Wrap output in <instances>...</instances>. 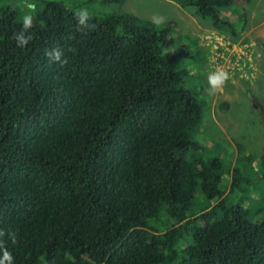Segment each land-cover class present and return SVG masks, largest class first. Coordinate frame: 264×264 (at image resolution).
<instances>
[{"label": "trees", "instance_id": "trees-1", "mask_svg": "<svg viewBox=\"0 0 264 264\" xmlns=\"http://www.w3.org/2000/svg\"><path fill=\"white\" fill-rule=\"evenodd\" d=\"M98 1H28L23 49L12 36L30 10L0 8V229L16 233L4 237L14 264H264V213L242 206L244 170L229 186L240 195L222 197L218 158L193 156L200 109L164 31ZM247 1L177 3L217 28ZM57 46L64 65L45 56ZM245 158L244 180L259 177Z\"/></svg>", "mask_w": 264, "mask_h": 264}, {"label": "rangeland", "instance_id": "rangeland-1", "mask_svg": "<svg viewBox=\"0 0 264 264\" xmlns=\"http://www.w3.org/2000/svg\"><path fill=\"white\" fill-rule=\"evenodd\" d=\"M28 1L31 0H0V8L5 5L23 8ZM94 3H98L97 8L102 11L132 13L150 22L154 30L164 31L168 45L163 54L175 57V69L185 70V85L200 109L199 122L189 130L191 141L199 146L193 156L202 162L218 158L222 171L218 189L223 190L222 197L228 194V198L240 195L239 191L229 189L234 169L239 173L244 170L245 179L248 173L241 165L249 167L245 156L252 157L251 166L254 170L259 168L260 174L252 180L243 179L240 184L239 190L246 193L242 206L264 213V110L251 109L249 102L250 94L258 98L259 94L264 95V79L260 76V65H264L260 61L264 53V0L233 4L221 12L222 18L228 19V25L218 23L217 28L208 18L188 14L177 0H115L108 4L99 0ZM155 16L163 17L165 23L153 24ZM207 59L229 71L231 79L227 85L232 84L242 93H234L226 103L220 97L221 102L213 105L215 98L224 95V90L209 95L205 84L211 72ZM247 76L253 77L250 83ZM261 104L264 105V101Z\"/></svg>", "mask_w": 264, "mask_h": 264}, {"label": "clouds", "instance_id": "clouds-1", "mask_svg": "<svg viewBox=\"0 0 264 264\" xmlns=\"http://www.w3.org/2000/svg\"><path fill=\"white\" fill-rule=\"evenodd\" d=\"M27 8L30 11L22 17V23L19 31L14 32L12 36L16 46L21 49L25 48L33 39L30 30L34 27V17L32 13L35 12L36 5L34 3H28ZM73 17L76 21V31L78 32H87L95 27L94 24H90L92 16L87 8L81 7L76 9L73 13ZM152 22L153 24L159 26L165 23V20L161 16H155ZM68 51H74V49L69 48ZM45 56L48 58L50 63H59L61 65L67 63L65 51L59 46L46 50ZM230 79L231 74L223 68H217L216 70L211 71L207 75V91L209 95H214L217 91H223ZM5 236H7L13 244L16 242L15 232H6L4 229H0V264H14V257L6 246V242L4 240Z\"/></svg>", "mask_w": 264, "mask_h": 264}, {"label": "flooded vegetation", "instance_id": "flooded-vegetation-1", "mask_svg": "<svg viewBox=\"0 0 264 264\" xmlns=\"http://www.w3.org/2000/svg\"><path fill=\"white\" fill-rule=\"evenodd\" d=\"M208 61V59L206 60V63H207V66H208V68H210L209 70L210 71H214L215 69H217V68H220V66H219V64L217 63V62H215V64H212V61L210 60V62H207ZM260 61L262 62V63H264V53L263 54H261L260 55ZM264 67V65L262 66V64L260 65V69L261 68H263ZM255 71V67L253 68V72ZM255 74V73H254ZM260 75H261V73H260ZM253 79V77L252 76H247V81L249 82V80H252ZM264 79V78H263ZM250 83V82H249ZM205 84H206V86L208 87V84H207V82L205 81ZM232 84H228L227 85V87L228 86H231ZM224 91L226 90V86H225V88L223 89ZM248 92V91H247ZM239 93H242V92H239ZM250 94V93H249ZM260 95V98H258V96H253L252 94H250V97H249V102H250V104H251V109H262V110H264V105H262L261 104V102L262 101H264V95H261V94H259ZM222 95L220 94V96L219 97H217V98H215V100L213 101V103L212 104H216L218 101H220L221 102V99H220V97H221ZM220 106V105H219Z\"/></svg>", "mask_w": 264, "mask_h": 264}, {"label": "crops", "instance_id": "crops-1", "mask_svg": "<svg viewBox=\"0 0 264 264\" xmlns=\"http://www.w3.org/2000/svg\"><path fill=\"white\" fill-rule=\"evenodd\" d=\"M252 30V28L250 29V31ZM240 91L238 90V92H237V90L236 89H234V87H232V86H228L227 88H226V90L223 92L224 93V95H222L221 96V98L223 99V102H228L232 97H233V94L234 93H236V94H238ZM236 96V95H235ZM214 105V104H213ZM223 105H226V104H223Z\"/></svg>", "mask_w": 264, "mask_h": 264}]
</instances>
